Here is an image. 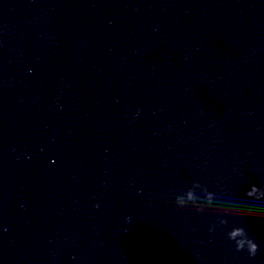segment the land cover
Listing matches in <instances>:
<instances>
[{"label":"water","instance_id":"obj_1","mask_svg":"<svg viewBox=\"0 0 264 264\" xmlns=\"http://www.w3.org/2000/svg\"><path fill=\"white\" fill-rule=\"evenodd\" d=\"M0 264H264V0H0Z\"/></svg>","mask_w":264,"mask_h":264}]
</instances>
